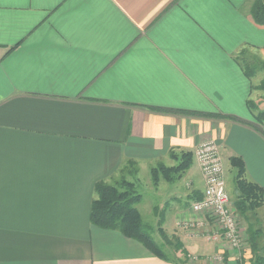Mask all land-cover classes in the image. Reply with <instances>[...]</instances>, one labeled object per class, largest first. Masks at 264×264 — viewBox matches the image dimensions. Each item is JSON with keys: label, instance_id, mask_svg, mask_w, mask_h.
Returning a JSON list of instances; mask_svg holds the SVG:
<instances>
[{"label": "crops", "instance_id": "crops-1", "mask_svg": "<svg viewBox=\"0 0 264 264\" xmlns=\"http://www.w3.org/2000/svg\"><path fill=\"white\" fill-rule=\"evenodd\" d=\"M244 50L264 60L250 0H0V264H180L91 221L99 181L143 172L167 234L235 264L181 231L204 189L195 155L173 181L152 168L216 140L264 188V74Z\"/></svg>", "mask_w": 264, "mask_h": 264}, {"label": "trees", "instance_id": "trees-1", "mask_svg": "<svg viewBox=\"0 0 264 264\" xmlns=\"http://www.w3.org/2000/svg\"><path fill=\"white\" fill-rule=\"evenodd\" d=\"M254 20L264 24V1L254 2L251 8ZM239 60L244 62L246 74L253 76L257 73V66L264 70V60L255 63H247L243 58ZM264 91V78L257 86ZM251 108H256L254 101H249ZM260 121H264V110L258 112ZM173 158L179 159V163L173 166L159 164L152 168V177L155 185H158L163 177L168 181L176 180L181 177L193 164L194 153L191 151H182L181 153L171 152ZM231 164L237 168L236 188L238 196L235 201L236 208L241 216L248 220L249 213L256 211L264 204V188L257 182L249 180L246 177V164L242 157L232 156ZM136 184L123 177L114 184L99 181L96 184L97 197L91 205V221L93 224L104 228H117L128 237L135 238L142 242L150 251L158 257L169 260L170 255L165 252L163 247L154 239L151 228L147 225L137 207L142 200V194L136 192ZM161 235L168 241L170 240L167 232L162 226L159 227ZM249 246L252 250V259L250 264H264V244L259 242V229H254L251 224L248 225ZM172 243L176 249L185 251L184 245L178 239H173ZM186 253V252H185Z\"/></svg>", "mask_w": 264, "mask_h": 264}, {"label": "built area", "instance_id": "built-area-1", "mask_svg": "<svg viewBox=\"0 0 264 264\" xmlns=\"http://www.w3.org/2000/svg\"><path fill=\"white\" fill-rule=\"evenodd\" d=\"M194 155L203 177L204 189L201 197L191 203V211L195 215L184 217L179 223L180 228L190 237L203 238L208 242L220 243L225 249L235 250L240 258L248 247V236L243 232L240 213L227 189L221 146L216 140H206L198 145ZM223 253L214 254L209 260L222 262ZM189 257L199 259L193 254H189Z\"/></svg>", "mask_w": 264, "mask_h": 264}, {"label": "rangeland", "instance_id": "rangeland-1", "mask_svg": "<svg viewBox=\"0 0 264 264\" xmlns=\"http://www.w3.org/2000/svg\"><path fill=\"white\" fill-rule=\"evenodd\" d=\"M251 1V8L252 5L254 4V2H257L258 0H250ZM264 1V0H263ZM240 58H243L245 60V62L247 63H255L256 62V55H254L251 52H248L246 50L242 51L241 53H239ZM258 71H262V75L264 74V70L261 68V66H257ZM259 75L257 74L255 76V80L258 81L259 80ZM180 160H177V163H179ZM224 166H225V170H226V181H227V189L230 193V196L233 200V202L235 203L237 196H238V191L236 188V175H237V168L234 167L231 162H228V160L224 159ZM192 168H196V163L195 161L193 162ZM123 174L119 175L120 177ZM118 176V177H119ZM117 179L118 181L121 180L122 178ZM148 178H151V173L150 172H143L140 174V177L138 179H134L133 182L136 184L135 190L136 192H139L140 194H142L143 198L141 200L140 203L137 204V207L142 215V218L144 220V222L150 226L152 234L154 239L163 247V249L165 250V252L167 254H169L172 258H174L175 260H180V264H199L200 262L198 261V259H190L189 257V253L183 250H178L176 249V247L174 246V243H172L173 239H178L180 240V237H177L178 234H169V238L170 242H168L160 233L159 227L162 226L163 220L160 219L161 214L159 212L156 211V207L155 205H161L160 202L158 200L160 199H156L154 197V195H152L151 191H150V187L148 186ZM163 178V177H162ZM129 180V179H128ZM114 182V181H112ZM117 182V181H116ZM114 184V183H111ZM264 204L261 206L263 207ZM161 207V206H160ZM260 207V208H261ZM238 210V209H237ZM264 210V208H262V210L257 209L256 211H252L250 214L251 216H248V220L246 218H244L243 216H241L240 214V224L241 227L243 229V232L246 233V236H248V247H246V250L243 251V253H241L240 258H238V254L236 256H234L235 258V264H250V260L252 259V250L250 248V252H248L249 249V235H248V225L251 224V226L254 229H259V233H260V244L263 245L264 244V213L262 212ZM186 217H191V216H184ZM183 217V218H184ZM182 218V219H183ZM168 219V218H167ZM165 221V220H164ZM171 224H173V221L170 219ZM165 227V226H164ZM181 231H183L181 229ZM171 235V236H170ZM206 240V239H204ZM207 241V240H206ZM186 252V253H185ZM178 253H181V255H178ZM217 254V253H216ZM213 256V255H212ZM223 257H224V261L222 262H217L215 260H210L209 264H227L230 261V255L226 253H223Z\"/></svg>", "mask_w": 264, "mask_h": 264}]
</instances>
